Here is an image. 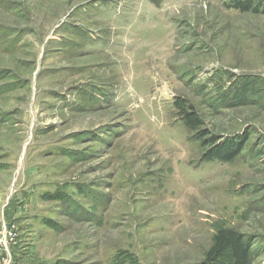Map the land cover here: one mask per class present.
Here are the masks:
<instances>
[{
	"label": "rangeland",
	"instance_id": "374dc122",
	"mask_svg": "<svg viewBox=\"0 0 264 264\" xmlns=\"http://www.w3.org/2000/svg\"><path fill=\"white\" fill-rule=\"evenodd\" d=\"M238 1L0 0V264H203L220 228L264 264V11Z\"/></svg>",
	"mask_w": 264,
	"mask_h": 264
},
{
	"label": "trees",
	"instance_id": "16d2710c",
	"mask_svg": "<svg viewBox=\"0 0 264 264\" xmlns=\"http://www.w3.org/2000/svg\"><path fill=\"white\" fill-rule=\"evenodd\" d=\"M255 2H257L259 8L264 11V1L262 2V0H242V2L238 1L233 7L240 12L246 13L251 10L253 11ZM259 8L254 9V11L256 13L259 12ZM185 125L189 130L198 132L201 122L198 118H191L189 116L185 120ZM202 138L200 137L201 140ZM217 143L218 140L212 138L209 139V141L204 140L202 144H212V146H214ZM245 147L246 144L241 141L227 142L223 145L217 144L215 150L212 153L206 154L204 159L209 162L219 160L224 163H232L239 157ZM226 254H229L230 258L233 260V264H251L252 262L251 248L247 246L244 238L234 230L220 228L213 236L212 245L205 254V261L203 264H216L220 262Z\"/></svg>",
	"mask_w": 264,
	"mask_h": 264
}]
</instances>
